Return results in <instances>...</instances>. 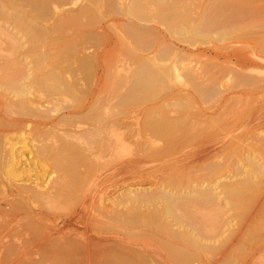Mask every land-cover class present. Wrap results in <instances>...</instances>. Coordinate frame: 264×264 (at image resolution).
<instances>
[{"label": "bare ground", "instance_id": "6f19581e", "mask_svg": "<svg viewBox=\"0 0 264 264\" xmlns=\"http://www.w3.org/2000/svg\"><path fill=\"white\" fill-rule=\"evenodd\" d=\"M24 1L25 0H0L1 8L3 6V9L6 8L4 14L3 9L1 10L2 12H0V15L2 13L4 19H6V21H9V25L12 24L13 28L17 29L16 32L5 30L6 35L11 40L10 42L8 41V43L10 44V49L11 46L13 48H16V45L19 46L18 40L21 37H26L31 42H33V40H41L42 43H44V41L46 40H56V36H63L64 32H61L60 30L67 29V33H65L66 35L72 36L73 34H78V36L75 35V37L81 36L82 38H80L81 41L78 40L79 43H75L76 49L81 53V55H79L80 57L78 56V59L80 60L81 58L85 63L84 64L83 61L80 60L81 65H88L91 68L96 67V70H101L102 72L104 70V65L101 63V59L104 54L103 51L99 52L98 55L94 53L92 54V52L88 49L89 47L85 45V40H83V38H88L92 34H102L105 32L104 25H102L101 23H99L100 25H92L97 21L90 22L91 20H94L92 19V17H96L94 13L97 11L99 13V10H101L100 7H102V5H106L105 7H102L106 9L107 5H109L111 9L109 7L108 9H110L111 11H121L126 16V18L129 19L127 20L129 21L127 22V29L126 27L125 29L129 31L130 34L128 32L126 33H128L127 36H134L132 39L134 42L136 39L137 46H140L138 45L140 40L150 41V37L152 40V38L154 39L157 34L159 35V33L162 32L161 29L159 30L154 27L149 28V26H142L139 23L141 25L140 26L135 20L140 22H158L160 25L164 26L165 31L171 37L186 42L190 45H194L197 42H203L205 38L213 37L212 32L215 28H221L219 26L220 24L222 25L225 23H232L230 21H234L237 16L241 14L242 11H244L239 10V4L235 5L236 2H232L233 0H230L231 3L229 2V0H213V2L208 5L210 3L209 1L206 8L210 6L208 9L214 11L216 14H213L212 12L211 14L208 11V13H206V11L204 10L205 13L202 15H199L196 13V11H194L196 13V15L194 14L195 16H192V11H190L194 10V8H189V6L194 4V2L191 0H189L190 2L188 1L189 3L187 2V0ZM191 2L193 3L191 4ZM148 4L150 6H148ZM194 6L195 4L193 5V7ZM230 6L233 8V15L231 14V16L226 17L227 15L224 16L223 13L227 11V8ZM230 9L228 11H230ZM246 12L247 10L245 11V13ZM219 15L224 16V18L219 19ZM48 18L51 19V22H48ZM43 21L48 23L43 24ZM260 24L264 25V22H261ZM124 25L125 24H123V26ZM71 26H81L82 28L71 30ZM69 27L71 28L69 29ZM57 31H60L59 34L56 33ZM52 33H54L55 36H49ZM226 33V31L221 30V32L217 33L218 37L216 38L222 39V37ZM61 37L58 39L61 40L63 38ZM68 39H65V41H68ZM155 39H157V37ZM3 41L6 42L5 40ZM34 42L37 43V41ZM168 44L169 45L165 44V46L168 48L166 50L169 51V55L174 54L173 56L175 57L180 56L178 57V63L180 64L178 65L177 62L174 61L166 69H163V67L161 68V66L159 65L157 66L161 68L158 69L159 71H156V69H152V71L155 70L160 74L159 76H161V78L157 76L158 73L151 75H154L153 78L157 76L156 78H159L158 81L159 83L161 82L162 85H160L157 80H155L157 81V83H150V79H152L150 78V72L152 71H148L149 73L145 72L146 70H149L148 63L152 62V64L155 65V60L157 61V63L159 62V59L157 60V58L155 57L159 53H157L156 55L155 52H148V54L143 55L144 60L141 59L142 61H140L137 67L134 68L139 77L143 73H148L149 76L144 74L145 76H147L146 80L149 79L148 83L153 84V86L154 84H156V86H158L159 84V86L162 87H164L165 84H170V82L173 80L170 78H183V82H187L198 94L200 93L199 96L201 94L202 96L203 94L206 95L207 91L209 94H211L210 92L215 94L214 92L216 91L217 86L220 88V84H216V82H218L216 79V82L212 80L216 84V86H214V83L211 84L210 82L212 81L209 79V84L206 83L208 82L206 79L209 76L207 77L205 74H208V70L206 69L203 71V69L195 68V65H191L190 60H188L189 57H184V55H181V53L179 52V50L184 49V47L180 48L179 46H176L172 41H169ZM147 49L149 48H144V51H149ZM185 49L189 50L188 48ZM162 51H158L160 52L161 56L157 57H166L164 52L161 53ZM141 53L143 54V51ZM33 56L34 55H31V57ZM44 56L45 55H41L40 57L37 55L36 57H39L40 60H42V58L46 57ZM258 58L261 61H264V56H260ZM12 60L13 61H10L11 63H8L9 61H7V65H14V60L16 59ZM44 60L45 59H43V61ZM18 61L19 60L17 59L15 62L18 64ZM54 61L55 60H53V62ZM95 63L96 66H94ZM21 65L22 68H26V66H23L22 63ZM52 65L54 64L52 63ZM55 65L58 66L59 64ZM164 65L168 66L167 64ZM17 66L15 67V69H13L15 70V75L13 76L17 75L20 76V78H16V76V79L14 78V80H12V88L14 86L13 94H15L16 97L18 96V100L17 102L15 101V103H17L21 108L20 110V108L18 107V110H20L21 112L18 113L22 114V110L24 111V113H26L28 110L29 112L27 113H29L31 116L38 117L42 121H44L45 119H50L49 121H52L51 126H54L58 121L55 118L53 119V117L50 118V115L48 113L49 107L45 106L43 102H38L35 97L31 96L35 94L33 93V91L36 92V90L41 92H49V94L52 95L53 93L56 95V92L60 91V88L58 86L61 85L64 80L62 77V79L58 77L59 72L57 73L56 77L55 70L57 67L54 68L51 66H47L49 68L46 69V67L43 66L44 70L43 72L41 71V77H38L40 76L38 74V78H34L33 76L29 80L27 78L29 75V71L27 70L28 72L25 71L22 73V69ZM64 66L62 67L64 68ZM68 66L72 65L68 64L67 67ZM62 67L58 68L61 69ZM17 68H20L21 73L20 71L18 72V74L16 73L19 70ZM31 68H33V66H31ZM40 68L38 67L37 70H41ZM66 68L62 69V71L64 70L63 72H67ZM45 69L47 70V72L45 71ZM33 70L31 69V71ZM36 72L39 71H35L33 73L31 72L30 74L35 75ZM133 73H135V71H133ZM210 76L212 77V75ZM245 76L247 77V75ZM248 76L249 77L247 78L250 79L251 76ZM21 77H24L25 79L27 78L29 80V83L27 82L29 86L17 81V79L19 80L21 79ZM56 78L58 79L57 85ZM163 78H166L165 83ZM139 79L140 81H138ZM139 79L136 80V91L137 89L142 91V88L140 87V89L137 85L138 83L140 85L143 83V80L141 81V79H144V77ZM242 80L243 79H240V81ZM246 80L248 83L250 82L248 81V79ZM247 82L245 81V83ZM72 83L73 85L71 86L73 87L78 84V81L77 83ZM148 83L145 84L149 86ZM62 85L64 87V85H66L65 82ZM159 86H154V89L157 88L158 90ZM207 86L214 87L209 88ZM29 88H33L34 90H31ZM208 88L210 91L208 90ZM219 88H217L216 91L218 94L219 92H221ZM145 89L144 92L146 91ZM211 89L213 91H211ZM132 90V92H134L135 89L132 88ZM150 90L152 92H156V90ZM82 91L83 90H81V92ZM183 93L186 92L183 91ZM13 94L12 96H14ZM151 95L153 96L155 94ZM84 96L85 95H83V97ZM14 99L12 98L11 100ZM179 99H181V97ZM8 100H10V98ZM11 100L9 101L10 103ZM13 103L14 102L12 101V104L10 105L14 106L15 104ZM102 103L103 100H101V103H99V101L97 102V104ZM185 103L183 102V106H181L184 107ZM180 104L181 103H178L177 106L180 107ZM103 105L104 103L102 104V106H99L103 107ZM88 106L89 104H86L84 107L79 108V111L77 110L76 112H83L87 108H89ZM7 108H10V106L8 105ZM12 109L13 108L10 109V112L13 113L14 110ZM186 115L185 118H163L164 120L160 119L157 114H155V116L157 117H154V115H149L147 116V119L145 121V127L148 128L151 133L157 137L155 139H162L163 142H166H162L163 144L160 142V144L159 141L161 140H159L158 143H155L156 140L155 142L154 140H151L152 142H154L153 144H155V146H153V149L155 150V154L158 156L170 153L176 154V152L178 151L186 152L187 150H192V148L195 147L197 152L199 151L203 154L199 158L204 157L206 158V160L209 157L213 158H209V161L206 162L207 166L205 167L206 173L204 175V178L208 179V177H211L219 172L223 164V162L221 163L220 161H216L214 159V157L218 159L220 155H217V152L213 153V151L217 149V147L220 149L226 148L230 144L231 140L233 142L232 138L234 137H232L230 133H228L227 135H218V132L215 130L211 132V134L207 133L203 136H200L199 138H197L198 136H195L196 139H193L191 130H193L194 125L193 127H191V125L193 124H191L192 119H189L190 117L187 118ZM182 116L184 115H181V117ZM104 118L106 117L104 116ZM20 119L21 122H23V118ZM82 120L84 119L82 118ZM49 121L42 122L44 133H49L54 128L53 126L52 128L51 126L46 127ZM104 121H106V119ZM120 122L121 120H115L113 122H109V124L103 122L100 125L97 124L99 126L93 125L92 127L88 126L89 128L87 127L76 131L73 130V137L78 139H85L86 141H89L90 144L98 143V147L103 151H111V149L116 148V153H118L119 151H122L124 147V145H122L125 139L123 133L127 134L126 132L119 131L121 129V126H123L122 124H120ZM212 122L214 123L215 121ZM25 123H21L22 126H25ZM221 123L223 124V122ZM209 124H211V122H209ZM222 124L220 125L221 127ZM134 125H136L135 122L132 126ZM197 126L199 127V124ZM125 127L127 129L128 124ZM211 127H213V125H211ZM255 129L256 128H253V130L250 129L249 132L255 133ZM108 130H110L111 132ZM69 132L71 133L72 131ZM69 132L68 134L65 133V135H61L60 138L66 140V142L69 141L70 143L72 138L71 135H69ZM237 135L238 134H236V136ZM130 136H132V134H130ZM13 137L7 134V132L5 133V130L2 127L0 128V166L3 165L1 169L3 171V175L6 177L5 179H3L5 181V184L1 183L0 185H4L5 189H9L5 191L6 194H4V199L0 202V264H256V262L253 261L255 254H257V252L261 250H264V138L262 139L263 142H261V144L259 143L260 148L258 147V145H256V147L258 148L257 150L260 151V157L257 158L250 154V156H247L243 160L241 159V161L243 162L242 164L237 165L236 167H234L233 165L231 166L232 168L229 176L234 177L233 180L218 181L216 180L218 178H216L203 186L200 183H190L188 186H183L185 183L184 179L190 178V176H188L189 172L187 171L184 173L183 171L179 172L180 170H177V173L172 174L167 178H165V176L162 182L153 188L140 186L136 183H129L126 185L116 184V186H113V189L116 190L111 193L109 192L108 187L107 189L106 186H103L107 189L105 190L102 186V188L98 186V182H96L94 179H90L88 182H86V180L88 179L84 180V178H82L85 181V183H82L83 181L80 182V177H77L80 181H76L74 177V174H76L73 171L74 169L72 170L74 173L72 171L63 172V169L66 170L65 166H67L68 164L65 165L66 162L62 163L63 161H60V158L66 161L65 159L71 156V159L69 160L68 158V160L72 161L73 165L74 160H72V152L75 151L74 147H72V152L71 150L68 151L71 146L65 145V141L63 142L64 144H56L55 141L52 145L40 143V147H37V151L39 150V152H50L51 155H55L56 158L53 155V157L55 158H53V160H55L54 164H56L57 166L59 165V167L62 166L61 173H56L57 175H55V177L46 176L45 178H31L28 173L29 170H27L29 166H26V161L27 159H29L32 151L29 150L31 152L30 153L28 150L24 149L25 145L23 146V144H21L20 146H16L19 143L16 144L18 140L16 141V138ZM110 138H113L112 141L110 140ZM258 138L256 139L258 140ZM235 139L237 140L236 137ZM99 142L101 143L99 144ZM211 142L212 144H209ZM142 143H144V141ZM77 144L78 143L75 142L74 145ZM139 145L140 144H138L137 146ZM183 145H185L184 149L178 150L176 148L178 146H181L182 148ZM82 146L84 147L83 144ZM151 146L146 149L149 151ZM207 146H211L213 150H210V152L204 151ZM89 147L88 149L86 147L83 149L90 150ZM118 147L120 148V150L117 151ZM138 148L137 149L139 150V152H146V149L143 150L145 147L141 148L140 145V147ZM153 149L150 151H153ZM232 149H234V146ZM76 151L78 153L77 149ZM127 151H130V148ZM228 151V153L230 154L231 150ZM132 152H130L131 155ZM66 153L67 157L65 156ZM68 153L71 155L68 156ZM73 154H75V152ZM61 155L66 158L64 159L63 157H61ZM167 156L169 157V155ZM75 157L76 156H74V158ZM32 158L34 157L32 156ZM68 160L67 162H69ZM260 160L262 161L259 162ZM224 163H226V161H224ZM85 178H87V176H85ZM91 180L95 182L93 183ZM99 184L102 185V183L100 182ZM224 206L232 210L233 214L236 211L238 216H243L246 222L252 221L253 223L251 222L250 226L246 230V226L248 225V223L244 222L245 230H243L242 225H239V227L237 226L238 228L235 227L237 228V231L234 230L235 233L232 232V228L228 227L227 229L230 232H228V234L222 235L221 227L224 226L222 218ZM236 222L237 224H240L241 221L237 219ZM236 258L238 259L235 260ZM261 264H264V261L261 262Z\"/></svg>", "mask_w": 264, "mask_h": 264}, {"label": "rangeland", "instance_id": "374dc122", "mask_svg": "<svg viewBox=\"0 0 264 264\" xmlns=\"http://www.w3.org/2000/svg\"><path fill=\"white\" fill-rule=\"evenodd\" d=\"M188 1L189 0H187V2ZM191 1H193L195 4L194 7H193L194 4H192L193 2H191L192 4L191 6L188 5L189 8L191 9L194 8V10H190L192 11L191 13L192 16H195L196 13L202 15L205 13V11L206 13L212 12L213 14H216L214 11L208 9L210 6L206 8L209 1L210 3L208 5H210L211 2H213V0H191ZM231 1L229 0L230 3ZM234 1L236 2V4L235 3L233 4L235 5L239 4L240 6L239 10H244L241 12V14L237 16L238 19L236 18L237 20L236 19H235L236 21L234 20L235 23L234 21H230L232 23H227V24L225 23L222 25L220 24L219 26L221 28L217 27V29L215 28L212 32V36L214 38L213 37L205 38L203 42H197L194 45H190L186 42L171 37L165 31L164 26L160 25L158 22H154V21L140 22L135 20L138 24L140 23L142 26H146V27L149 26V28L154 27L159 30L161 29L162 32L159 33V35L157 34L158 32L156 33L157 35L155 36V38L157 37V39L152 38L151 40L150 37V41L140 40L141 41L140 42L138 40L139 41L138 45H140L141 47L136 45L137 41L135 38H134L135 42L133 41L132 38L134 36H127L129 33V31L126 30L127 22H129L127 20L129 19L126 18V16L121 11L117 9H116L117 11H114L113 8H112L113 11H111L110 10L111 7H109V5H107V9L102 8L104 6L102 5V7H100L101 10L98 9L100 14L98 13V11L95 12L94 15H96V17L95 18L92 17V19L94 20H91L90 22L92 21L98 22V23L96 22L95 24L93 23L92 25H100L99 23L104 25L105 32L102 34L98 33L99 35L92 34L88 38L87 37L83 38V40H85L84 43L86 46L89 47L88 49L92 52V54L94 53L98 55L99 52L101 51H103V53L105 54V56L103 54L101 59V63L104 65L103 72L101 70H96L95 69L96 67L91 68L88 65L87 66L81 65L80 60L83 61V63L84 60H82L81 58L80 60L78 59L81 53L78 52L75 45L76 42L79 43V41H81L80 40L81 36L77 37L78 34H75L77 35L76 37L74 34L72 36L66 35L65 33H67V29L60 30L61 32H64L63 36L60 35V37L62 36L63 38L61 37L62 39L60 40L58 39L60 37L56 36V40L58 39L60 41L58 40L56 41L54 39L55 43L54 40L52 41L50 40L51 42L49 40H46L44 41V43H42L41 40H33V42H31L26 37L23 38L21 37L18 40L19 46L16 45V48H13L11 46L10 49V44L8 43V41L10 42L11 40L6 35L5 30H9L10 32H16L17 29H14L12 24L9 25L8 23L9 21H6V19H4V16L1 13L0 15V124L2 123L4 125L1 124L0 128L2 127L5 130V133L7 132V134L11 135L12 137L14 135L13 138H16L15 139L16 141L18 140L16 144L19 143L16 146H20L21 144H23V146L25 145L24 149L28 151L29 150L32 151V153L30 151L29 152L31 153V155L33 154L32 156L34 158H32V156L29 153L30 157L26 161V163L29 164V165L26 164V166L27 167L29 166L28 167L29 169L27 168V170H29L28 173L31 176V178H35V177L45 178L46 176L55 177V175L61 173L62 166L59 167V165L57 166L56 164H54L55 162V160H53V158L55 157L54 154L51 155L50 152L43 153L42 151L40 152L39 150L37 151V147L39 148L42 143L52 145L55 141L56 144L65 143V145H70L71 148L68 151L71 150L72 152L73 149L72 147H74L75 150L72 152V158H73L72 160H74L73 165H72V161H69L71 159V156L68 157L69 158L68 160V158H66L67 153L65 154L66 157H63L64 154L63 156L61 155V157H63L64 159L66 158L65 159L66 161H64L62 158H60V161H63L62 163L66 162L65 165L68 164L67 166H65L66 170L63 169V172L64 171L71 172L74 169L73 171L76 173L74 174L76 181L79 180L77 177H80L81 181L80 180L79 181L80 182L83 181L82 183H85L84 180L86 179H88L86 180V182H88L90 179H94L96 182H98L97 183L98 186L100 187L106 186V188L108 187L109 189L108 188L107 189L111 193L114 190H116L113 189V186H116V184L126 185L129 183H136L139 184L140 186L153 188L159 183H161L165 176H166L165 178H167L168 176L177 173V170L178 171L180 170L179 172L183 171L184 173L187 171L189 172V175L188 174L187 175L190 176V178L184 179L185 183L183 186H188L190 183L192 184L200 183L203 186L216 178H218L216 179L218 181H227V180L230 181L233 180L234 178L229 176L232 165L236 167L237 165L242 164L243 162L241 161V159L243 160L247 156H250V154H252V156H255L257 158L260 157V151L257 150L258 148L256 147V145H258L259 147L261 142H263L262 139L264 138L263 137L264 136V61H261L258 57L264 56V47H263L264 25L260 24L261 22H264V0H233L232 2ZM148 6L150 5L148 4ZM108 7L110 9H108ZM3 8L4 6L2 8L0 6V12H2L1 10ZM5 9H3V14ZM227 9L228 10L230 9V11L228 10L225 11L223 13L224 16L227 15L226 17H229L231 16V14L233 15V8L230 6ZM246 10L247 12L245 13ZM194 11H196V13ZM224 16L219 15L218 17H220L219 19H223ZM48 22H51V19H49ZM48 22L43 21V24H46ZM122 23L125 25L123 26ZM3 26L6 28H4ZM71 27H69V29ZM81 28H82L81 26L80 27L73 26L71 30L81 29ZM123 28L125 31L123 30ZM221 30L226 31L227 33L222 37V39L216 38L218 37L217 33L221 32ZM60 31H57L56 33L59 34ZM53 35L55 36L54 33L50 34L49 36H53ZM65 39H68V41L67 40L65 41ZM3 40H5L7 43L4 42ZM34 41H37V43H35ZM169 41L170 42L172 41L176 46H179L180 48L184 47V49H180L179 52L181 53V55H184V57L185 56L189 57L188 60H190V64L195 65V68H199V69L201 68L203 69V71L206 69L208 70V74H205L207 77L209 76L206 79L208 81L206 83L209 84L210 82L209 80L215 81L216 79L218 81V82L215 81L216 84L218 83L220 84V88L217 86V88H219V90L221 91L219 92V94L216 92L217 91L216 88V91L214 92L215 94H213L212 92H210L211 94H209L207 91L206 93L207 96L204 94L203 96L202 94L199 96L200 93L198 94L187 82L186 83L183 82L184 81L183 78L182 79L175 77L170 78L173 79L171 81L172 84L171 82L169 84L168 81L166 82L168 84H165L164 87L159 86V84L162 85L161 82L159 83L158 81L159 78H161V76H159L160 74L156 71H159L158 69H161L162 67L163 69H166L174 61H176L178 65L180 64L178 63L179 62L178 57L180 56L175 57L173 56L174 54L169 55L168 53L169 51L166 50L168 48L165 46V44L169 45L168 44ZM144 48H149L147 49L149 51H144ZM185 48H188L189 50H186ZM141 50L143 51V54L141 53L142 52ZM158 51H162L161 53L164 52L166 57L159 58L161 55L160 52ZM41 52L44 54H42ZM148 52H153V53L155 52L156 55L157 53H159L157 55L159 57L155 56L157 60L159 59L158 60L159 62L157 63V61L155 60L156 62L155 65H153L152 62L148 63L149 70L145 71L148 72V71H152V69H156V71L153 70L152 72H150V76H151L150 78L154 80L153 81L152 79H150V83L152 82L157 83L158 81L159 83L158 90L157 88L154 89V86L158 87L156 86V84H154L153 86V84L148 83L149 79L146 80L147 76H149L148 74L149 72L143 73L141 75L142 77L141 76L139 77L136 70L134 69L137 67L139 62L142 61L141 59L144 58L143 55L148 54ZM31 55H34L35 57L34 56L31 57ZM37 55L40 57L41 55L42 56L45 55L46 57L44 56L45 58H42V60H40L39 57H36ZM12 59H16V60L18 59L19 63L17 64L15 62L16 60H14L15 63V64L13 63L14 65L12 66H10V64L7 65L8 63H11L10 61H13ZM43 59L45 60L43 61ZM53 60L55 61L53 62ZM7 61L9 62L7 63ZM51 61L54 65L55 64H59V65L54 66L52 65ZM40 62H42L43 64ZM21 63L23 64V66H26L27 69L22 68ZM96 63L94 64V66H96ZM68 64L72 66H68L69 67L68 68L67 67ZM164 64H167L168 66H165ZM158 65L161 66V68L157 67ZM16 66L22 69L21 70L22 73L27 70L29 71V72L27 71L29 73L27 78L29 80L33 76L34 78L41 77L42 75L41 73L43 72L44 67H46V69H48L50 66L54 68L57 67L56 70L59 71L55 70L56 77H57V73L59 72L58 77H60V79L63 78L65 84L67 85L66 88V85H64V87L62 85L64 84V82L62 84L60 83L62 86L58 84L60 91L56 92V95L53 92L52 95L49 94V92H44V91L41 92L35 89L36 92L33 91V93L35 94L31 96V97H35V99H37L38 102H43L45 106H48L49 107L48 113L50 115V118L53 117V119L55 118L58 121L55 123L54 126L52 125L54 128L52 131L49 132L50 134L44 133L43 123H42L44 121H49L50 119L47 120L45 119L44 121H42L38 117L31 116L29 113H27L29 112L28 110L26 113H24V111L22 110L24 114L23 113L20 114L21 108L18 106L17 103H15V101L17 102L18 100V96L16 97V95L13 94L14 86L12 88V80H14V78L17 76V75L13 76L15 75V70L13 69H15ZM31 66H33V68H31ZM62 66H64V68ZM38 67L39 68L41 67L40 68L41 70H37ZM58 67L59 68L62 67V68L59 69ZM20 68H17L19 69L18 71L16 69L17 74L20 71ZM65 68L67 69V72L66 71L63 72L64 70L62 71V69ZM31 69L34 70L31 71ZM46 69L45 71L47 72ZM30 71L32 73L35 71H39V72H36L35 75H31ZM133 71H135V73H133ZM156 73H158L157 76H159V78H156L157 76L153 78L154 75H151ZM38 74L41 75L37 77ZM135 74L139 78L144 77V79H141V81L143 80L142 81L143 83L141 85L138 83L137 85L139 86V88L140 87L142 88L143 92L138 89L136 91V80H138L139 78ZM144 74H146L147 76H145ZM209 74L212 75V77ZM244 74L247 75V77H249L248 75H250L251 76L250 79L247 78ZM16 78H20V76H17ZM27 78L25 79L24 77H21V79L19 80L17 79V81L21 82L22 84L23 83L27 84L29 86L28 84L29 80ZM165 79L166 78H163L164 83H165ZM240 79H243L244 81L243 80L240 81ZM246 79L250 81L249 83L251 82L252 83L249 84ZM77 81L78 84L72 87L71 86L73 85L72 82L77 83ZM138 81H140V79ZM213 81L210 83L213 84L214 83ZM245 81L247 83H245ZM57 83H58V79L56 78V85ZM145 83H148L150 88ZM216 84L214 83V86H216ZM214 86H207V87L212 88ZM132 88L135 89L134 92H132L133 91ZM29 89L32 90L33 88H29ZM144 89L146 90L145 92ZM150 89H153V91L156 90V92H152ZM81 90L83 91L81 92ZM129 91L134 94L130 93ZM183 91H185L186 93H183ZM211 91L213 90L211 89ZM177 93L178 94L181 93V94L178 95ZM12 94L14 96H12ZM151 94H155V95L152 96ZM83 95H85L84 96L85 98L83 97ZM180 97L181 99H179ZM9 98L10 100L12 98L15 99L11 100L10 103L9 102L10 100H8ZM101 100H103L104 103L103 107H101L103 103L97 104L98 101L99 103H101ZM12 101L14 102L13 104H15L14 106L10 105L12 104ZM181 101H183L184 103L186 102L185 104L187 106L184 104V107H182L183 102ZM178 103H181L180 107L177 106ZM86 104L87 105L89 104L88 106L89 108L85 110L86 112L85 111L76 112L77 110L79 111V108L84 107ZM8 105L10 106V108H7ZM98 106L101 108H99ZM18 107L20 108V110H18L19 109ZM11 108H13L12 110H14L15 113L14 111L13 113L10 112ZM85 114H88L89 116ZM148 114L152 116L154 115V117L159 116L160 119L163 118L175 119V118H183V117L185 118V115L187 114L186 117L187 118L190 117L189 119H192L191 124L192 123L193 124L191 125V127H193L194 125L193 130H191V135L193 136V139H196L197 136H198L197 138H199L200 136H203L207 133L211 134V132L215 130L218 132V135H223V134L227 135L228 133H230L231 136L234 137L232 138L233 142L231 140L230 144L226 148H224L225 150L217 147L218 150L215 149L213 151V153L217 152V155L218 154L220 155L218 159H216V157H214V159L216 161H220L221 163L223 162L222 168H220L219 172H217L215 175L211 177H208V179L204 178V175L206 173L205 167L207 166L206 162L209 161V158L211 157L207 158V160L204 157L199 158L203 154L199 151L197 152L195 147L192 148L193 145L191 146L192 150L189 151L187 150L186 152L178 151L179 153L176 152V154L170 153L162 156L156 155L155 150L153 149V146H155V144L153 143L155 142V140H156L155 143H158L159 140H161L159 141V143L160 142L162 143L163 141L162 139L159 140L155 139L157 137L154 136L151 133V131L145 127L146 126L145 121L147 119V116H149ZM155 114H157V116H155ZM103 115L106 118H104ZM181 115L184 116L181 117ZM84 116L86 119L84 118ZM86 116L88 117V119ZM20 118H23L22 119L23 122H21ZM82 118L84 120H82ZM105 119L106 121H104ZM115 120H121L120 124L123 125L121 126V129L119 131L127 133V134L123 133L125 138L124 143L122 144L124 145L122 150L123 152L119 151L118 153H116L115 150L116 148L111 149V151L108 150L109 152L106 150L107 151L106 152L98 147V143L90 144L89 141H86L85 139H80V138L78 139L73 137V130L74 131L81 130L83 128H87L88 126L92 127L93 125L99 126L103 122L109 124V122H113ZM207 121L211 122V124H209V122ZM212 121L215 122L213 123ZM20 122L21 123L26 122L25 126H22ZM134 122L136 123V125L132 126ZM221 122H223V124ZM51 124L52 121H49L46 127L51 126ZM127 124L128 127L126 129L125 126H127ZM198 124L199 127L197 126ZM221 124L222 127L220 126ZM211 125H213V127H211ZM203 127H205L206 129ZM227 127L229 131L227 130ZM253 128H256L255 129L256 131H254L255 133L249 132V130L250 129L253 130ZM201 129L205 131H202ZM69 131L72 132L70 133ZM68 132L72 138L70 143L69 141L66 142V140L60 138L61 135H65V133L68 134ZM130 134H132V136H130ZM236 134L238 135L236 136ZM235 137L237 138V140L235 139ZM256 138H258V140ZM112 139L110 138L111 141ZM151 140H154V142H152ZM143 141L144 143H142ZM73 142L74 144L75 142H77L78 144L74 145ZM100 143L101 142H99V144ZM134 143H136L137 145L140 144L141 148L145 147L143 150H145L146 148L148 149V147L152 145L150 147V150L153 149V151L150 150L148 151L146 149V152L142 151L141 153L138 150L139 149L138 147H140V145L137 146ZM163 143L166 142L164 141ZM82 144L84 145V147L82 146ZM89 144L91 148L89 147ZM209 144H212V142ZM87 146L89 147L90 150H87L88 149ZM184 146L185 145H183L182 148L181 146L180 147L178 146L176 148L180 150V149H184ZM233 146L234 149H232ZM85 147L87 149H83ZM75 148L78 150V153ZM129 148L130 151H127L129 150ZM226 149L231 150L230 154L228 153L229 151ZM118 150H120L119 147L117 148V151ZM210 150H213L211 146H207V148L204 149V151L206 152H210ZM74 152L75 154H73ZM130 152H132V155L130 154ZM69 155L71 154L68 153V156ZM167 155H169V157ZM74 156L76 157L74 158ZM47 160L49 163L47 162ZM67 160L69 162H67ZM224 161H226V163H224ZM261 161L262 160H260L259 162ZM2 167L3 165L0 166V184L1 183L5 184V181L3 179H5L6 177L3 175V171L1 169ZM85 176H87V178H85ZM82 178H84V180ZM99 182L102 183V185L99 184ZM106 188L104 189L107 190ZM6 190L9 189L8 188L5 189L4 185L3 186L0 185V199H1L0 202L3 201L4 199L3 197L5 196L4 194H6L5 192ZM223 210L224 212L222 218H223L224 226L221 227L222 235L228 234V232H230L227 229L228 227L233 229V231L231 230L233 233H235L234 230L237 231L239 225H242L243 230H245L244 222L246 221L243 216L240 215L238 216L236 211L233 214L232 210L228 209L226 206L223 207ZM237 219L241 221L240 224H237L236 222ZM251 222L250 221L246 222L248 223V225L246 226V230L250 226ZM237 259L238 258H236L235 260ZM253 261H255L256 264H261V262L264 261V250L257 252V254H255Z\"/></svg>", "mask_w": 264, "mask_h": 264}]
</instances>
